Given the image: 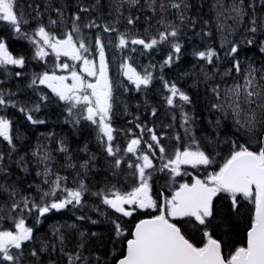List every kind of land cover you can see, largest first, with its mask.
Masks as SVG:
<instances>
[{
  "label": "trees",
  "instance_id": "obj_1",
  "mask_svg": "<svg viewBox=\"0 0 264 264\" xmlns=\"http://www.w3.org/2000/svg\"><path fill=\"white\" fill-rule=\"evenodd\" d=\"M172 3L181 6L177 9L171 7ZM237 6L245 11L242 18L233 11ZM16 11L18 17L22 15L19 33L8 22L0 21V41L14 57L25 60L23 67H0V92L6 101V106H0V117L9 120L12 137L11 144L0 137V185L9 191L15 189V201L26 196L36 203H42L40 197L44 192L52 191V182L58 176L61 178L59 189L54 196L44 197L43 203L64 199L65 189L79 190L81 183L86 189L80 204L73 202L63 209H53L39 220L36 211H12L14 199L9 192L0 190V230H14V221L9 217L17 220L23 217L25 225L33 229V239L23 245L20 264H69L70 257L72 264H116L126 252L127 240L132 238L136 223L159 214L158 209H138L131 217H124L102 202L104 195L127 193L138 186V171L130 168L129 163H142L138 157L143 154H148L153 164V169H146L152 172L150 195L163 205L165 198H171L181 183H191L196 177L205 179L207 174L218 171L230 155L233 141L250 150H259L260 145L255 141L264 136V125L249 134L234 124L231 110L225 118L213 105L225 103L226 89L237 81L242 83L250 65L264 70L261 51L264 0H243V3L241 0H139L134 6L129 0H16ZM77 15L79 20L75 19ZM129 19L132 24L128 23ZM92 22L97 27H85ZM74 23L79 26L78 33L72 31ZM41 26L57 38H65L71 32L74 40H82L89 47V52H82L94 61L99 59L96 38L100 37L113 87L109 123L113 129L111 145L115 156L108 155L107 137L97 124L85 118L87 113L82 105L72 108L70 113L68 102L59 100L38 80L32 83L45 72L65 70L57 66L60 61L55 54L36 56L37 47H45L36 35ZM105 26L115 31L105 32ZM253 27L255 32L250 30ZM173 29L178 33L176 37L169 36L152 49L130 47L133 38L146 42L152 38L159 40L160 33L167 34ZM120 34L129 43L124 48L118 47ZM176 43L181 46L178 54L173 52ZM233 45L238 46V52L228 55ZM209 49L217 53L212 63L194 55ZM170 54L173 61L166 65ZM235 60L240 61L239 75L233 68ZM62 62L70 65L65 70L67 73H71L73 65L81 71L77 61L66 57ZM124 63L131 64L141 75L150 73L151 82L137 89L123 75ZM229 69L231 74L225 75ZM17 72L21 75L17 76ZM261 74L264 73L257 71L256 76L263 83L264 80H259ZM166 84H175L191 102L185 103L177 96L174 105H168L171 93ZM217 86L220 99L213 92ZM185 113L190 117V124H184ZM27 114L43 123H33ZM257 118L260 119L259 114ZM149 129L160 138L164 154L155 147ZM193 138L201 150L214 157V164L207 168L182 165L181 174L175 177L169 169L159 171L168 158H174L177 149L195 150L197 144L192 142ZM133 139H140V144L135 153H129L127 146ZM148 144H153V149ZM117 158L121 159L119 168L113 166ZM229 204L222 196L214 199L219 214L209 226L214 238L222 242L225 256L236 247L246 246L247 231L255 213L254 203L242 196L238 212L228 210ZM221 215H226V222H221ZM113 221L121 224L122 236L117 237ZM181 223L186 237L197 247L203 246L206 242L203 227L194 222ZM33 250L36 256L32 255Z\"/></svg>",
  "mask_w": 264,
  "mask_h": 264
},
{
  "label": "snow or ice",
  "instance_id": "obj_2",
  "mask_svg": "<svg viewBox=\"0 0 264 264\" xmlns=\"http://www.w3.org/2000/svg\"><path fill=\"white\" fill-rule=\"evenodd\" d=\"M139 0H129L133 6ZM243 3V0H241ZM179 3H172L171 7L180 8ZM164 6L161 5V8ZM87 11V9H81ZM233 11L238 17H243L245 11L242 7H234ZM76 20L80 17L77 15ZM22 15L18 17L16 11V0H0V21H6L13 26L17 33L21 31ZM55 23V21H52ZM132 24L131 19L128 20ZM254 23V22H253ZM85 27H97L94 22L85 25ZM252 32L256 31L253 27ZM73 32H79V26L74 23ZM105 32L115 31L114 28L104 27ZM36 35L40 37L42 44L52 50L57 59L60 56L68 57L73 61H82L81 71L78 72L75 66H71L72 70L69 76L56 75L55 73H43L33 80V84H44L52 90L53 93L61 101L68 102L71 107L68 111L71 113L72 108L77 105H82L86 111V119L94 124H97L103 136L107 137L106 151L109 156H115L111 141L113 140V129L109 123L112 112L113 87L112 82L108 76V64L105 59L104 45L99 36L96 38V45L99 54V67L96 62L82 55L89 52V47L81 40L77 42L74 40L71 32L65 34V38H57L54 34L46 31L45 27L41 26L36 31ZM177 31L160 33L159 40L152 38L146 42L141 38L131 39L132 45H142L145 49H152L158 43L164 42L169 36L176 37ZM33 43L39 44L37 41ZM252 43L251 40L248 41ZM128 44L124 34L119 35L118 47L124 48ZM135 51V49H133ZM264 52V47L261 48ZM173 52L178 54L181 52V46L176 43L173 45ZM238 52V46L233 45L228 55H233ZM48 53L43 46L37 47L36 56L43 58ZM202 60H207L209 63L213 62V58L217 57L214 50L202 51L194 53ZM173 55L170 54L165 64H170L173 61ZM25 60L23 57H14L6 47L3 41H0V67L6 65H18L23 67ZM62 69H69L70 65L63 63L57 65ZM123 75L132 82L137 89L147 86L151 82V74L141 75L136 71L131 64H122ZM235 72L239 75L242 71L240 61L235 60L233 64ZM232 69H229L225 75L231 74ZM264 70H257L253 66H249V71L243 76V82H235L225 91V103L214 104L213 108L221 111L227 118L229 110H231L234 124L238 128L245 129L249 134H252L259 125H264V85L257 81L256 73ZM86 74V75H82ZM17 76L21 73L17 72ZM86 77L94 78L88 80ZM71 83H68V80ZM259 80H264V74L259 76ZM168 91L171 95L167 98V103L170 106L174 105V99L178 96L179 99L185 103H190V98L182 91H180L175 84L167 85ZM219 86L213 89L217 99H220ZM46 99V97H43ZM0 106H6V101L3 98V93L0 92ZM15 107V105H13ZM247 108V110H246ZM22 112L24 108L20 109ZM38 110V108L36 109ZM259 110V113L257 112ZM155 114V112H153ZM260 116V119L257 116ZM243 116V119H241ZM27 119L33 123H43L33 119L31 114H27ZM184 124H190V117L185 113L183 115ZM220 120H217V125ZM140 127V125H137ZM151 140L155 142V147H159L161 154L165 153V148L160 145V138L152 132ZM188 131V129H186ZM0 137L12 143L10 135V122L4 117H0ZM179 139V137H177ZM197 144L193 138L192 141ZM260 145L258 151L250 150V148L243 144H236L232 142V149L230 155L225 159L218 171L211 172L206 175L205 179L193 178L192 183H181L174 191L171 198H165L163 205L158 204L156 200L150 195L151 187L149 180L152 178V172H146V169H153L152 160L148 154H143L138 159L142 163L131 164L129 167H134L138 171L139 184L134 187L132 191L127 193L114 192L111 196L104 195L103 203L111 207L116 213L122 214L124 217H131L138 209H158L159 214L151 216L147 219H142L136 223L132 238L127 240L126 254L119 260L118 264H264V136H261L255 141ZM140 144V139H133L127 146V152L135 153ZM153 144H148L149 149H153ZM118 151V150H117ZM154 155V152L152 153ZM162 159L165 157L162 156ZM2 159V157H0ZM47 159V157H45ZM215 163L212 155L201 150L199 145L195 150L186 147L183 151L177 149L174 153V158H168V162L163 164L159 171L169 169L170 174L175 177L180 175L181 165H191L196 168L200 165L205 168ZM121 159L117 158L113 162L115 168H119ZM39 174V173H38ZM47 171L45 175H47ZM60 177L58 176L53 181V189L50 192H44L40 197L42 203H36L29 197L21 196L19 201H15L16 191L0 185V190L9 192L10 197L14 199L11 206L12 211L20 210L32 212L36 211L39 217L44 216L51 210H60L65 208L68 204L81 203L82 192L85 189L83 183L79 190H68L67 196L58 201L51 203H43L44 197L55 195L56 189L60 187ZM45 183H48L45 180ZM100 195V193H96ZM222 196L223 199L230 201L228 210L238 212L240 197H244L254 203L255 213L251 226L247 231L246 246L236 247L233 252L225 256L222 252V242L214 238L209 231V226L213 220L217 219L218 210L214 205V198ZM23 204V208H21ZM31 205V206H30ZM129 206V207H125ZM14 221V230H0V264L9 262V264H20L21 256L23 255V245L33 239V229L25 225L23 217L16 219L9 217ZM2 219V217H0ZM81 219H84L81 217ZM221 222H226V215L220 216ZM185 223H195L196 226H202L203 237L206 242L201 247H197L185 235L183 225ZM93 223H95L93 221ZM117 237L124 234V229L118 221H113ZM83 236L84 234L81 233ZM62 240L63 237L61 236ZM20 250L18 253L12 250ZM32 255L36 256L35 250ZM76 259H80L79 255ZM99 259V258H97ZM69 264H72V258H69Z\"/></svg>",
  "mask_w": 264,
  "mask_h": 264
},
{
  "label": "rangeland",
  "instance_id": "obj_3",
  "mask_svg": "<svg viewBox=\"0 0 264 264\" xmlns=\"http://www.w3.org/2000/svg\"><path fill=\"white\" fill-rule=\"evenodd\" d=\"M127 45H129V43L127 44ZM131 46H134V45H130V47ZM143 47V46H142ZM45 48V51L48 53L47 55H50V56H53L52 54H54L53 52H52V50L50 49V48H48L47 46H45L44 47ZM144 48V47H143ZM56 57V56H55ZM82 62V61H81ZM96 62V65H97V68L99 67V59L97 60V61H95ZM81 68H82V65H81ZM82 75H86V74H83V73H81ZM61 75H64V76H66L65 74H61ZM69 77H70V75H69ZM88 80H92L93 82H94V78H92V77H86ZM258 81V80H257ZM258 83L259 84H261V85H264V82L263 83H261L260 81H258ZM246 110H247V108H246ZM241 119H243V118H241ZM181 167H182V165H181ZM181 169V168H180ZM125 207H129V206H125Z\"/></svg>",
  "mask_w": 264,
  "mask_h": 264
},
{
  "label": "water",
  "instance_id": "obj_4",
  "mask_svg": "<svg viewBox=\"0 0 264 264\" xmlns=\"http://www.w3.org/2000/svg\"><path fill=\"white\" fill-rule=\"evenodd\" d=\"M117 264H118V262H117Z\"/></svg>",
  "mask_w": 264,
  "mask_h": 264
}]
</instances>
